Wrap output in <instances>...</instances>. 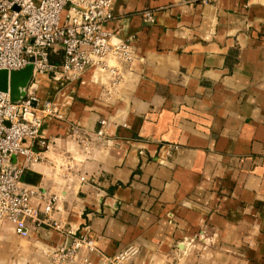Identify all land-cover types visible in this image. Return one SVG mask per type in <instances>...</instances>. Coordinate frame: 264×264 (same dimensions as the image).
Wrapping results in <instances>:
<instances>
[{"label": "crops", "instance_id": "obj_1", "mask_svg": "<svg viewBox=\"0 0 264 264\" xmlns=\"http://www.w3.org/2000/svg\"><path fill=\"white\" fill-rule=\"evenodd\" d=\"M184 1L112 0L104 30L135 52L119 99H102L104 71L39 79L37 99L60 118L42 126L50 149L21 183L38 194L40 221L54 198L51 219L66 232L108 256L136 247L127 264H264V0ZM100 120L108 135L85 155L70 128ZM26 227L22 238L0 222V264H50L70 242Z\"/></svg>", "mask_w": 264, "mask_h": 264}, {"label": "built area", "instance_id": "obj_2", "mask_svg": "<svg viewBox=\"0 0 264 264\" xmlns=\"http://www.w3.org/2000/svg\"><path fill=\"white\" fill-rule=\"evenodd\" d=\"M111 6L112 0H0V71L10 74L32 68L30 87L19 102H12L8 93H0V222L10 223L22 238L28 236L27 221L65 234L70 242L47 254L50 264H94L92 257L96 264H127L139 252L129 246L108 256L86 233L66 232L51 219L54 198H44L45 219L40 221L38 211L30 205V199L38 194L21 183L22 173L44 161L50 149V141L41 135L42 126L49 119L60 118L54 101L37 99L33 88L40 78L64 85L79 82L88 70L104 71L108 83L102 99H119L125 66L133 62L135 52L129 41H116L104 30L113 20ZM142 19L152 24L155 13L146 10ZM58 50L62 61L55 65L49 59ZM108 127L105 120H100L93 132L74 125L70 137L87 155L94 141L107 137ZM16 158L21 159L20 167L12 164Z\"/></svg>", "mask_w": 264, "mask_h": 264}, {"label": "water", "instance_id": "obj_3", "mask_svg": "<svg viewBox=\"0 0 264 264\" xmlns=\"http://www.w3.org/2000/svg\"><path fill=\"white\" fill-rule=\"evenodd\" d=\"M31 75V67L10 74L4 70L0 71V93H8L12 102H19L24 97Z\"/></svg>", "mask_w": 264, "mask_h": 264}, {"label": "trees", "instance_id": "obj_4", "mask_svg": "<svg viewBox=\"0 0 264 264\" xmlns=\"http://www.w3.org/2000/svg\"><path fill=\"white\" fill-rule=\"evenodd\" d=\"M49 60H50V63L55 64V65H59L62 61L61 51L58 50L55 54H51Z\"/></svg>", "mask_w": 264, "mask_h": 264}]
</instances>
